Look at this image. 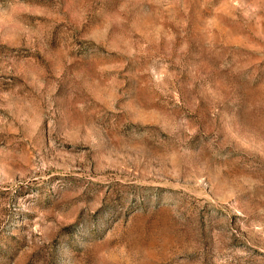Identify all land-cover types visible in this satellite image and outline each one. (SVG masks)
<instances>
[{
  "label": "rangeland",
  "instance_id": "374dc122",
  "mask_svg": "<svg viewBox=\"0 0 264 264\" xmlns=\"http://www.w3.org/2000/svg\"><path fill=\"white\" fill-rule=\"evenodd\" d=\"M0 264H264V0H0Z\"/></svg>",
  "mask_w": 264,
  "mask_h": 264
}]
</instances>
